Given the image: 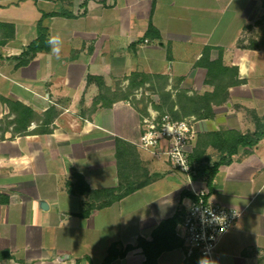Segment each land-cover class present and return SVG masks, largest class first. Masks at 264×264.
Wrapping results in <instances>:
<instances>
[{
  "label": "crops",
  "instance_id": "0c3cea01",
  "mask_svg": "<svg viewBox=\"0 0 264 264\" xmlns=\"http://www.w3.org/2000/svg\"><path fill=\"white\" fill-rule=\"evenodd\" d=\"M83 1L0 0V21L14 27L0 50L7 56L0 93L34 113L24 132L6 130L0 139V264H144L138 238L152 240L194 196L190 182L207 187L204 172L189 177L173 167L168 141L142 147L143 105H108L100 83L121 81L125 89L136 74L162 78L173 96L181 88L212 92L207 68L197 65L208 49L209 60L235 68L240 82L205 115L189 116L190 151L200 135L215 134L202 143L205 169L221 156L219 134L248 135L264 124V0H88L83 15L44 18L49 48L17 68L42 14L78 13ZM144 86L153 92L148 81ZM8 113L0 103V118ZM231 159L219 166L211 196L242 214L213 259L190 255L183 244L156 264H264V130ZM176 232L181 237L179 224ZM112 244L135 248L106 263Z\"/></svg>",
  "mask_w": 264,
  "mask_h": 264
},
{
  "label": "trees",
  "instance_id": "16d2710c",
  "mask_svg": "<svg viewBox=\"0 0 264 264\" xmlns=\"http://www.w3.org/2000/svg\"><path fill=\"white\" fill-rule=\"evenodd\" d=\"M34 1H38V0H34ZM155 1V0H153ZM87 2L88 0H84L83 3L80 5V7H84L85 9L83 11H79L78 13H74L73 10H62V11H53V12H49V13H43L42 14V19H40V21L38 22V27H39V35L38 37L28 45L27 49L24 50V52L17 58L19 60V64L18 66H23V65H27L29 64L30 60L36 55L37 52L39 51H43V50H47L49 48L50 42H49V38H48V30L46 27L42 26V20L46 17H52V16H64V17H78L79 15H83L86 13V6H87ZM0 25L2 26H8L11 31H10V35L7 36V38H9L10 36L13 35L14 33V27L12 24L9 23H3L0 22ZM154 30V26L150 23L149 25V29L147 32V35H150L151 32ZM208 49L205 50V55H203V58L201 60H199L197 62V65L200 66H205L208 70V74H207V78H206V83H210L213 84L215 86L214 90L212 92H205L204 94H197L196 97L191 98L193 99L196 104H200L198 107V111L196 113V116H202L205 115L206 113H203V109L205 112L209 111L208 105L211 102L216 103L219 100V96L220 98L223 97L224 99H226V89L228 86H230L231 84L234 83H238L240 82L239 80L235 81L234 75H236V71L235 68L233 67H228V66H224L222 64V61L217 59L215 61H210L209 60V55L208 54ZM224 75V76H223ZM134 77H141L140 75H131L129 77V82L130 85L132 84V80ZM99 77H89V81L91 82L92 80H96ZM150 83V87L153 85L152 81L153 78L151 77V79L148 80ZM140 82V86L136 87L135 89L142 87L143 89L145 88V82L146 81H139ZM166 83V82H165ZM154 87V85L152 86ZM134 90V89H133ZM166 95L168 97L172 96V92L170 91H165ZM186 93V91H184ZM195 94V93H194ZM220 94V95H219ZM102 96V95H101ZM102 98H106L104 96H102ZM131 100L134 104L135 101L131 98V97H117V98H111L108 99L109 103L108 105H111L114 101L116 100ZM9 103V107H10V111L15 114L14 118L12 119V123H13V129H15L16 133H22L24 132L27 127L29 126L30 122L33 119V110L24 106L22 103L18 102L17 106L18 108L15 109V106L12 105V102H8ZM163 105V104H162ZM16 106V107H17ZM143 109H140L141 112L144 111L145 113V109L146 105H143ZM177 106V108H182L183 105H180V103L176 102L175 103V107ZM160 108L162 109L160 111V115L161 114H165V106H160ZM15 109V110H14ZM147 109V108H146ZM172 114H170L172 116L173 119L178 118V114L175 112H172ZM174 113L176 114V116L174 115ZM146 114V113H145ZM148 114V113H147ZM263 130H264V124L261 125L260 130L252 133V134H248V135H242L240 133H221L219 134L220 137H223L219 143H221L218 146V150L221 153V156L219 158L218 161H215L212 166L209 168H205L203 169V172L205 174V181L207 184V187L209 189L210 194L213 191V180L214 177L217 173V170L219 168V166L224 163H230L231 162V157L236 154V152L238 151V148L240 146H254L258 143L261 135L263 134ZM213 136H215V134L211 133L209 135H200L198 137V139L195 141L194 144V148L192 149V152L190 154V161L191 162H202L204 157V151L202 149V143L204 141H207L208 138H211ZM226 154V155H225ZM206 159V158H205ZM80 183L81 178H80ZM185 195H191L188 192L183 193L182 196ZM122 196V195H121ZM119 196V197H121ZM193 196V195H191ZM195 198V195L192 197ZM184 213H185V209L183 205H180V207L178 208V210L176 211V213L162 221L160 223V225L157 227V229L154 231L153 233V237L152 240L148 241L143 237H139L138 238V243H137V247L142 248L143 254L145 255V261L144 264H156L157 263V259L160 256V254L165 251V250H172L174 248L180 247L183 245V240L181 237H179L177 235L176 232V227L178 224H180L183 221V217H184ZM135 246L132 245H127L125 247L124 250H121L117 247V244H112L111 247L108 250V254L105 258V262L106 263H110L113 260L120 258V257H124L126 256V254L134 249ZM195 254V253H194ZM200 254H198L199 256ZM202 255L199 256V258ZM196 258V256H194ZM203 257V256H202Z\"/></svg>",
  "mask_w": 264,
  "mask_h": 264
},
{
  "label": "built area",
  "instance_id": "2783aa9c",
  "mask_svg": "<svg viewBox=\"0 0 264 264\" xmlns=\"http://www.w3.org/2000/svg\"><path fill=\"white\" fill-rule=\"evenodd\" d=\"M194 118L175 120L170 114L156 113L143 118L139 144L156 147L168 141L167 155L173 167L189 177L197 174L198 166L190 161L189 144L194 139ZM151 141V143H149ZM195 198L185 203L180 236L188 254H200L211 261L222 237L233 227L242 212L212 198L208 187H196L190 182Z\"/></svg>",
  "mask_w": 264,
  "mask_h": 264
},
{
  "label": "rangeland",
  "instance_id": "374dc122",
  "mask_svg": "<svg viewBox=\"0 0 264 264\" xmlns=\"http://www.w3.org/2000/svg\"><path fill=\"white\" fill-rule=\"evenodd\" d=\"M1 22V21H0ZM6 23V22H3ZM10 31L11 29L7 26H2L0 25V50L2 51L3 46H5L6 42H7V36L10 35ZM156 44V43H155ZM0 51V69H1V64L2 61L4 60L5 55L2 54V52ZM19 60L17 59V62H15L16 67L18 68V63ZM20 67V66H19ZM153 78V77H152ZM149 79H151V77H147L146 75L141 76L140 77H134L132 80V84L130 85V82L128 83V85L125 87V89H122L120 86L121 81H114L112 84L108 85L105 83H100L99 87H100V92L101 95L104 97H107L108 99L111 98H117V97H131L134 101L136 106L139 108H141L142 105H152L153 106V110L156 111L155 113L158 116H162L164 114H159L160 111L162 110L160 108V106H165V114H172V112H175L178 114V118H175V120H181L184 118H187L189 116H191V114H193L194 116H196V113L198 111V107L200 104H196V100L194 101L191 98H194L197 96V94H192L189 95L187 92L185 93L184 89H180L179 91H177L175 93V96H170L168 97L166 95V90L163 88V79L160 77H154V80L152 81V84L154 85V87H148L149 89L153 90V94L152 93H147L145 89H141L140 91L136 92L135 89L136 87L140 86V82L139 81H148ZM149 82V81H148ZM155 94V95H154ZM220 95V94H219ZM222 95V94H221ZM220 95V96H221ZM220 96L218 98H220ZM107 99V100H108ZM8 102H12V105H18L17 103L19 102L18 100H16L14 97H6L3 94L0 93V103L3 106H8L9 108V113L6 115L4 114L1 118H0V139L4 138L3 133L6 130H11L13 132V135H15L16 131L15 129H13V123H12V119L14 118V116L12 118H10L13 114L10 111V107H9V103ZM178 102L180 103V105H183V107L181 108H177L175 107V103ZM163 104V105H162ZM141 105V106H140ZM15 109L18 108V106ZM144 106H142L143 109ZM14 109V110H15ZM145 109V113L144 111L142 112V114H144L145 117L150 116L149 112L147 111L146 108ZM148 113V114H147ZM174 113V115L176 116V114ZM15 137V136H14ZM194 148V147H193ZM210 160V159H209ZM197 166H198V170L197 172H202L203 173V169L205 167V164L201 162V164L199 162H196ZM212 166V164L209 166V168ZM205 177V174H204ZM199 187V186H196Z\"/></svg>",
  "mask_w": 264,
  "mask_h": 264
},
{
  "label": "clouds",
  "instance_id": "9594fccd",
  "mask_svg": "<svg viewBox=\"0 0 264 264\" xmlns=\"http://www.w3.org/2000/svg\"><path fill=\"white\" fill-rule=\"evenodd\" d=\"M51 42V41H49ZM53 51H58V49H54ZM149 143H151V141H149ZM201 264H207V261H202Z\"/></svg>",
  "mask_w": 264,
  "mask_h": 264
},
{
  "label": "water",
  "instance_id": "95a60500",
  "mask_svg": "<svg viewBox=\"0 0 264 264\" xmlns=\"http://www.w3.org/2000/svg\"><path fill=\"white\" fill-rule=\"evenodd\" d=\"M42 207H43V206H42ZM43 208H45V207H43ZM46 208H48V207H46ZM46 208H45V209H46Z\"/></svg>",
  "mask_w": 264,
  "mask_h": 264
}]
</instances>
